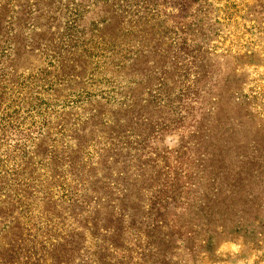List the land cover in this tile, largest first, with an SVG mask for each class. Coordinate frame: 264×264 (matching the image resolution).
<instances>
[{"label":"rangeland","instance_id":"1","mask_svg":"<svg viewBox=\"0 0 264 264\" xmlns=\"http://www.w3.org/2000/svg\"><path fill=\"white\" fill-rule=\"evenodd\" d=\"M0 150V264H264V0H0Z\"/></svg>","mask_w":264,"mask_h":264},{"label":"trees","instance_id":"2","mask_svg":"<svg viewBox=\"0 0 264 264\" xmlns=\"http://www.w3.org/2000/svg\"><path fill=\"white\" fill-rule=\"evenodd\" d=\"M124 6H126V3H123ZM76 22V21H75ZM177 40L179 41V50L183 51V48L185 50L184 46H188V49L190 47V43L194 41L193 36L191 35V22L187 23L186 25L185 23H179V27L177 30ZM181 44V45H180ZM184 52V51H183ZM186 52V51H185ZM190 52V50H187L186 54H188ZM184 54V53H183ZM37 77H41L40 75H38ZM21 150V149H19ZM1 155H3L2 151L0 150V184L3 185V189L1 190H8V189H14L17 190V192L19 191V195L16 196L15 199H18L20 206L21 207H25L29 202L26 200L27 196L24 193V189L23 187L25 186V182L24 179L21 178L20 176H18V167L13 166H9L8 164L5 163H1V161H5V159L2 160L3 157H1ZM7 157V156H6ZM6 160L8 161L9 158H6ZM9 176L10 180H4L3 178L5 176ZM3 179V180H2ZM7 195H8V191H6ZM27 223V221H25V224ZM27 229L29 230V225L27 226ZM22 250L26 249V252H31V251H35L36 245H37V241L34 240L32 241V243H30L32 245V247H29V241L22 239ZM122 253V257L125 260L127 257L126 251L124 252H120ZM112 255H107L106 257H104L107 260V257L113 261V257L114 253H111ZM94 255V254H93ZM96 258V257H95ZM94 258V259H95ZM23 259L27 260L28 256L27 254L23 255ZM98 260V259H95ZM116 264V262H114ZM16 264H21L20 261H18ZM125 264V263H123ZM128 264V263H126Z\"/></svg>","mask_w":264,"mask_h":264}]
</instances>
